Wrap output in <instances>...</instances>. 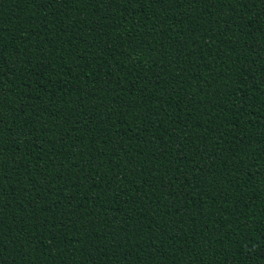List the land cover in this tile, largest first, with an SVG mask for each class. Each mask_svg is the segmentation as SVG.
Masks as SVG:
<instances>
[{
  "label": "trees",
  "instance_id": "trees-1",
  "mask_svg": "<svg viewBox=\"0 0 264 264\" xmlns=\"http://www.w3.org/2000/svg\"><path fill=\"white\" fill-rule=\"evenodd\" d=\"M0 264H264V0H0Z\"/></svg>",
  "mask_w": 264,
  "mask_h": 264
},
{
  "label": "snow or ice",
  "instance_id": "snow-or-ice-1",
  "mask_svg": "<svg viewBox=\"0 0 264 264\" xmlns=\"http://www.w3.org/2000/svg\"><path fill=\"white\" fill-rule=\"evenodd\" d=\"M230 2H238V0H230ZM240 2H243V0H240Z\"/></svg>",
  "mask_w": 264,
  "mask_h": 264
}]
</instances>
